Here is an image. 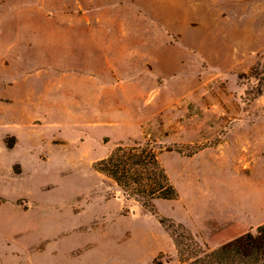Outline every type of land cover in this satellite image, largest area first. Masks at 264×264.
<instances>
[{
	"label": "rangeland",
	"instance_id": "obj_1",
	"mask_svg": "<svg viewBox=\"0 0 264 264\" xmlns=\"http://www.w3.org/2000/svg\"><path fill=\"white\" fill-rule=\"evenodd\" d=\"M68 3L0 0V36ZM103 3L128 13L125 24L139 16L150 29L141 40L173 45L171 54L138 103L122 105L120 118L139 119L123 125L61 129L31 116L17 125L21 104L0 87V264H180L160 218L184 224L203 250L264 222V0ZM133 141H150L178 192L154 213L94 167Z\"/></svg>",
	"mask_w": 264,
	"mask_h": 264
},
{
	"label": "crops",
	"instance_id": "obj_2",
	"mask_svg": "<svg viewBox=\"0 0 264 264\" xmlns=\"http://www.w3.org/2000/svg\"><path fill=\"white\" fill-rule=\"evenodd\" d=\"M103 2L69 0L53 11L40 10L41 20L30 29L19 26L0 36L7 42L0 48V87L5 88L0 96L21 104L12 114L17 125L30 116L61 129L139 121L136 116L120 118L122 105L126 100L138 103L145 81L156 80L155 65L165 62L173 45L141 40L139 33L150 30L147 24L139 23V16L125 24L128 13L111 12ZM32 71L34 76L29 75ZM32 96L37 103L31 102Z\"/></svg>",
	"mask_w": 264,
	"mask_h": 264
},
{
	"label": "trees",
	"instance_id": "obj_3",
	"mask_svg": "<svg viewBox=\"0 0 264 264\" xmlns=\"http://www.w3.org/2000/svg\"><path fill=\"white\" fill-rule=\"evenodd\" d=\"M94 167L111 178L127 199H134L153 213L157 200H171L178 196L150 141L119 143L109 154L97 160ZM159 221L169 231L180 264H264V222L254 231L239 234L217 248L203 250L196 236L184 224L168 218ZM174 227L180 231L177 233Z\"/></svg>",
	"mask_w": 264,
	"mask_h": 264
}]
</instances>
